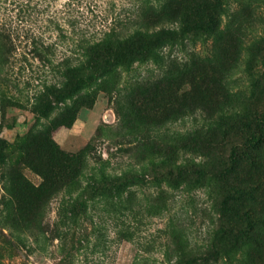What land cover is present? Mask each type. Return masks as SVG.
I'll return each mask as SVG.
<instances>
[{"label":"rangeland","instance_id":"obj_1","mask_svg":"<svg viewBox=\"0 0 264 264\" xmlns=\"http://www.w3.org/2000/svg\"><path fill=\"white\" fill-rule=\"evenodd\" d=\"M214 1L0 0V264H264V0Z\"/></svg>","mask_w":264,"mask_h":264},{"label":"trees","instance_id":"obj_2","mask_svg":"<svg viewBox=\"0 0 264 264\" xmlns=\"http://www.w3.org/2000/svg\"><path fill=\"white\" fill-rule=\"evenodd\" d=\"M186 3V4H185ZM185 5H189L187 10H182L180 7L177 9L176 13L173 15L181 16L185 23L190 24L194 28H204L207 31H214L217 28L218 16L217 10L219 3L214 0H185ZM173 10V9H171ZM174 11V10H173ZM169 15V14H166ZM169 19L167 25L160 28H154L152 30H145L141 33V39L139 42L134 41H124L118 43L116 46L106 42H100L92 45L89 52L90 65L93 69L92 74H104L109 71L116 59L121 57L125 53H134L137 51L146 52L151 50L152 45H156L159 41L175 38L179 31L173 26L174 20L176 18ZM174 19V20H173ZM195 77L193 81H195ZM59 89L52 90L48 88L47 94H58ZM5 140L1 139V142ZM26 153H29V149L25 148ZM61 157L66 161L71 160V154L65 153L64 151H59ZM74 160L75 157H74Z\"/></svg>","mask_w":264,"mask_h":264}]
</instances>
